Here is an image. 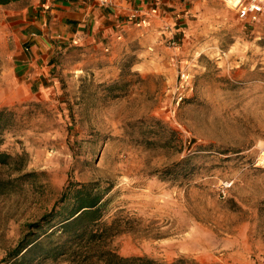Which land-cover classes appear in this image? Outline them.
<instances>
[{"label":"rangeland","instance_id":"rangeland-1","mask_svg":"<svg viewBox=\"0 0 264 264\" xmlns=\"http://www.w3.org/2000/svg\"><path fill=\"white\" fill-rule=\"evenodd\" d=\"M186 2L188 14L169 23L178 51L154 20L131 27L116 61L69 48L45 87L28 92L3 76L0 58V109L13 112L1 149L25 154L21 170L0 166V179L29 174L0 195V264L84 184L108 191L101 243L120 255L264 264V18L246 23L222 0ZM180 71L190 76L178 103ZM101 254L43 264H106Z\"/></svg>","mask_w":264,"mask_h":264},{"label":"crops","instance_id":"crops-1","mask_svg":"<svg viewBox=\"0 0 264 264\" xmlns=\"http://www.w3.org/2000/svg\"><path fill=\"white\" fill-rule=\"evenodd\" d=\"M42 1L0 3L3 76H16L25 92L45 87L55 68H59L60 54L69 48L82 58L120 59L133 38L132 28L125 24L132 8L156 5L164 23L176 26L179 22L173 14L189 7L187 0H110L111 4L106 5L98 0H49L51 8L45 10ZM73 38L79 39L78 44H73Z\"/></svg>","mask_w":264,"mask_h":264},{"label":"trees","instance_id":"trees-1","mask_svg":"<svg viewBox=\"0 0 264 264\" xmlns=\"http://www.w3.org/2000/svg\"><path fill=\"white\" fill-rule=\"evenodd\" d=\"M9 1L11 0H0V3ZM11 114L13 112L8 108L0 109V166L20 163L17 169L21 170L25 154L12 155L1 149L3 136L12 125L6 120V116ZM26 176L29 174L0 179V195L10 194L22 188ZM80 186L74 189L72 204L68 193L64 192L58 202L60 210L54 214L52 211L44 215L42 220L30 224L33 229L8 253L2 264H43L48 259L59 260L69 257L72 253L75 256L77 250L85 257H89L92 252L101 251L102 254L98 258L106 264H166L147 256H123L104 246L101 242L110 235L107 231L108 225L102 223L105 215L103 199L108 191H96L90 188V184ZM58 216H61L59 221L53 224V219ZM183 262L184 260H179L177 263Z\"/></svg>","mask_w":264,"mask_h":264},{"label":"built area","instance_id":"built-area-1","mask_svg":"<svg viewBox=\"0 0 264 264\" xmlns=\"http://www.w3.org/2000/svg\"><path fill=\"white\" fill-rule=\"evenodd\" d=\"M230 9H232L238 19L249 23L254 24L260 22L264 18V0H222ZM101 5L111 4L110 0H98ZM43 9L49 10L51 8V4L49 0H43L41 3ZM189 11L186 9L184 11H179L174 13L175 19L182 18L183 14H188ZM154 20H159L162 23V29L165 34L169 32L168 36V44L169 47L178 51L181 49V43L176 39L174 33V27L170 26L167 23H164L163 17L159 11V8L155 6H151L148 8L135 7L130 10L128 15L126 16L125 24L126 28L135 27L138 29H147L153 26ZM126 28H123L125 31ZM123 35V32L121 33ZM119 35V38H121ZM73 44H78L79 39L73 38ZM176 53L172 55L171 60L173 64H176L177 58L175 57ZM180 79L181 82L176 88L177 94V102L179 103L182 99V90L188 85L189 82V74L186 71H180Z\"/></svg>","mask_w":264,"mask_h":264}]
</instances>
